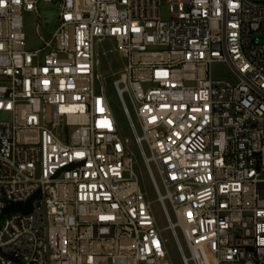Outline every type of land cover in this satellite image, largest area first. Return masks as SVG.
Masks as SVG:
<instances>
[{"label":"built area","instance_id":"2783aa9c","mask_svg":"<svg viewBox=\"0 0 264 264\" xmlns=\"http://www.w3.org/2000/svg\"><path fill=\"white\" fill-rule=\"evenodd\" d=\"M162 1L0 0V264H173L166 230L183 264H264V2L166 0L163 19ZM41 5L58 26L29 51ZM106 42L166 229L102 86Z\"/></svg>","mask_w":264,"mask_h":264},{"label":"rangeland","instance_id":"374dc122","mask_svg":"<svg viewBox=\"0 0 264 264\" xmlns=\"http://www.w3.org/2000/svg\"><path fill=\"white\" fill-rule=\"evenodd\" d=\"M259 2H264V0H257ZM40 20L36 19L34 14L25 13L24 14V32L27 37V47L28 50H36L40 49L42 43L38 41L37 32H36V24H39V32L43 37L49 38L55 31L58 26V10L55 6L49 5H41L39 6ZM161 15L163 19H169L171 17V5L163 0L161 4ZM260 39L264 42V23L261 26V35ZM115 46L111 45L109 42L105 44H101L99 47V56L98 59L100 61L99 72L102 75L103 81L102 86L105 88L106 97L109 102V106L113 117L117 123L118 130L120 135L123 138H127L130 140V149L133 153V158L136 161V172L141 180V186L143 191L146 193L149 201L153 203L154 213L159 221L160 227L166 229L168 224L166 222V218L163 215L162 208L160 204L157 202V195L155 190V184L158 186L159 190L164 193L158 175L151 165V171L153 173L155 183L151 179V174H149L143 164L140 152L138 147L136 146V141L134 139L133 133L129 128V124L127 118L125 116L123 106L120 102L119 96L115 91L113 86L114 81L118 78L116 75L120 72L124 65L121 61L116 59V53H110V51H114ZM212 74L214 79H229L232 82H235L236 79L227 63H215L212 65ZM124 101L126 106L133 118L135 120L134 111L129 99L128 94H124ZM10 119V116L6 113H0V121H5ZM138 132L141 133L140 128L137 126ZM147 154H149L147 147L145 146ZM167 208L171 215L173 221L175 220L174 215L172 214L170 207L167 204ZM177 234L180 238L184 253L186 257H190L187 246L183 240V237L180 233V230L177 229ZM166 237L169 239V249L172 257L173 264H183L176 248V245L172 239L171 232L169 230L165 231ZM192 264V263H190Z\"/></svg>","mask_w":264,"mask_h":264}]
</instances>
